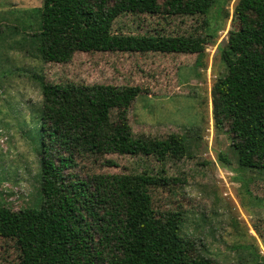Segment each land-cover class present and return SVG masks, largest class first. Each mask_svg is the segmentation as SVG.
<instances>
[{
  "label": "trees",
  "instance_id": "trees-1",
  "mask_svg": "<svg viewBox=\"0 0 264 264\" xmlns=\"http://www.w3.org/2000/svg\"><path fill=\"white\" fill-rule=\"evenodd\" d=\"M222 1L42 0L38 7L0 10V71L17 78L29 72L41 94L29 130L38 195L13 222L0 201V223L18 243V264H211L165 243L157 249L161 242L177 243L183 211L154 205L153 181L145 170L103 180L79 163L78 157L107 153L158 158L186 153L185 141L136 138L110 120L113 108L140 94L139 86L50 82L38 67L19 65L11 54L15 50L39 64L68 62L77 51L201 52L203 37L181 36L173 49L164 42L167 36L117 34L112 26L125 13L206 16L216 7L219 15ZM235 20L222 52L226 71L212 88L213 120L227 133L238 165L264 173V0L239 5ZM2 79L0 89L4 81L11 84ZM146 241L154 244L150 252L137 253ZM256 259L264 264L258 252L241 263Z\"/></svg>",
  "mask_w": 264,
  "mask_h": 264
},
{
  "label": "rangeland",
  "instance_id": "rangeland-1",
  "mask_svg": "<svg viewBox=\"0 0 264 264\" xmlns=\"http://www.w3.org/2000/svg\"><path fill=\"white\" fill-rule=\"evenodd\" d=\"M248 1L224 0L219 15L216 7L206 16L125 13L113 23L117 34L167 36L164 42L173 49L181 36L203 37L206 43L197 53L77 51L68 62L39 64L15 50L11 54L19 65L38 67L50 82L139 86L140 94L113 108L110 120L136 138L185 141L186 153L159 158L107 153L78 157L79 163L88 175L103 180L145 170L153 181L154 205L183 211L177 243L161 242L157 249L162 251L165 243L211 264H244L257 252L264 254V173L238 165L227 133L215 127L212 114V88L226 71L222 52L238 6ZM41 5L42 0H0V10ZM3 75L0 71L11 84L4 81L0 89V201L13 222L38 195V159L29 130L41 94L29 72L21 78ZM153 245L139 243L136 252L149 253ZM19 253L16 239L0 223V264H18Z\"/></svg>",
  "mask_w": 264,
  "mask_h": 264
}]
</instances>
